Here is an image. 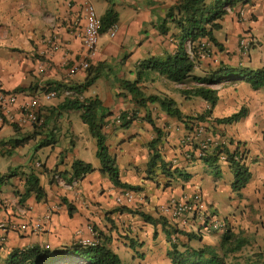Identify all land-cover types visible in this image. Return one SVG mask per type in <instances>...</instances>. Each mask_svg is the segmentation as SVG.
<instances>
[{
    "label": "crops",
    "instance_id": "1",
    "mask_svg": "<svg viewBox=\"0 0 264 264\" xmlns=\"http://www.w3.org/2000/svg\"><path fill=\"white\" fill-rule=\"evenodd\" d=\"M84 1L94 5L99 17L113 8L118 14L117 31L114 37L110 36V29L102 32L91 71L71 74L73 61L83 54L80 32L84 28L81 18ZM176 1L0 0V92L17 91L30 96L58 87L57 97L64 101L98 97L106 110V145L116 159L121 181L141 188L138 192L132 190L136 194L134 202L117 204L116 197L130 189L114 185L108 175L101 172L97 141L90 130L91 139L87 138V142L86 137H82V144L78 146L73 137L68 138L71 147H59L55 125L62 117L73 129L72 111L62 112L60 103L42 101L40 125L0 126V143L8 141L3 139L8 129L12 130L10 139L35 135V140L46 136L45 141H54L47 146L51 148L50 154L36 164L30 153L19 148L28 141L13 148L10 155L3 154L0 144V175L8 174L11 169L19 173L0 188V239L5 237V242H0V264H8L11 253L16 250L34 246L54 250L93 238L106 243L123 264L126 258L139 255L152 257L157 263L167 259L170 244L166 234L170 226L185 233L173 235L180 243L194 248L219 244L223 232L207 231L199 217L171 219L164 213L170 200L181 201L185 196L188 200L195 195L201 196L203 201L206 199L209 212L235 233L264 235V88L254 89L246 76L226 77L213 86L219 100L212 107L201 98H186L181 93V89L190 88L186 84L171 82L157 72L146 70L138 87L146 96L173 99L185 119L192 118L189 124L170 117L158 104L138 107L134 96L119 84L120 80L136 81V67L141 62L176 52L178 30L173 25L168 34H161L159 30ZM221 25L214 35L222 50L209 44L211 55L196 59L201 64L200 68L196 65L194 75L204 76L223 65L264 69V0L238 4L228 11ZM243 35L255 41L248 53L240 47ZM96 73L100 77L87 91L76 92L75 88L84 85L87 78ZM242 108L246 115L240 121L231 125L218 123L219 119L230 117ZM124 112L135 113L138 119L122 127L118 119ZM202 115L203 121L195 119ZM148 118L164 133L158 148L161 161L151 173L147 170L151 155L149 144L157 134ZM198 127L206 130V134L200 135L201 139L211 137L213 142L229 149L241 142L240 149L248 150L246 162L252 178L240 195L237 194L240 201L237 210L225 203V197L233 191L230 163L218 158L215 166H210L198 156L187 158L191 148L183 146L181 141ZM6 157L9 159L4 162ZM75 160L91 164L95 171L77 184L69 185L59 173L70 170ZM162 162L182 170L189 178L167 177L161 170ZM35 167L46 199L38 202L32 195L20 203L16 191H26L25 176ZM242 203L244 210L240 209ZM122 206L129 210L116 211ZM251 209L256 210V214L250 217ZM135 212L155 219L165 217L168 225L148 223ZM48 214H52V220L45 223Z\"/></svg>",
    "mask_w": 264,
    "mask_h": 264
},
{
    "label": "trees",
    "instance_id": "2",
    "mask_svg": "<svg viewBox=\"0 0 264 264\" xmlns=\"http://www.w3.org/2000/svg\"><path fill=\"white\" fill-rule=\"evenodd\" d=\"M247 0H177L168 10L166 19L159 26L161 34H168L171 30L170 25H173L177 30V50L175 53H170L164 57H151L141 62L136 67L137 80L130 82L127 80H120L119 84L127 93L133 95L138 107H146L148 103L158 104L159 107L166 112L170 117L176 118L184 123H189L192 119L184 117L177 103L167 97H159L157 95L146 96L145 93L138 87L142 74L146 70L157 72L159 75L166 77L169 81L177 84H193L192 87L181 89V93L186 98L198 97L206 101L210 106L214 107L218 103V93L213 86L219 83L222 79L229 76H246L254 89L264 88V69L249 70L230 68L227 66H220L211 69L208 74L204 76L194 75L196 68V59L200 57L201 44L205 40L208 44L222 50L221 43L216 39L214 32L221 29V20L228 13L229 10L234 9L238 4L245 3ZM102 24V32L108 31L113 26H116L118 21V14L113 8H109L104 16L100 17ZM205 49L208 55H211V46ZM92 70V66L89 71ZM99 73L94 76L90 75L85 84L75 88L76 92L82 94L87 91L99 78ZM56 91L58 87L54 88ZM17 92V91H15ZM64 111L81 110L82 121L88 125L91 135L96 139L98 151L97 157L101 162V172L107 174L114 185L122 188H129L135 192L141 190L139 186H131L122 183L120 178V170L118 168L116 159L109 153V148L106 145L107 137L104 133L106 110L98 97L86 98L84 100L73 99L65 100L64 104L60 106ZM129 113H122L120 118L122 127H128L133 121L138 119V116L131 113V119L127 120ZM246 115L245 108L239 112L219 119L218 123L231 125L240 121ZM195 119L203 121V115ZM188 120V121H187ZM148 122L152 124L157 137L153 139L149 146L151 150L150 160L148 162V172L151 173L157 166L158 161H161L159 153V144L164 136L163 131L156 127L153 120L148 118ZM14 127L16 125H13ZM35 138V135H30L25 138H14L6 142H1V147L4 148L3 154L9 155L13 148H17ZM53 139L42 143L44 146L53 144ZM241 142L237 143L234 149H229L226 145H219L214 150L202 157L201 159L206 165L215 166L220 155L225 154L227 161L230 163L231 171L234 175L232 182V189L235 193L240 195L242 190L250 183L252 173L250 167L246 162L247 149H240ZM196 149L197 146L193 145ZM161 170L167 177H182L188 179L189 175L182 173V170L167 165L164 162L161 164ZM95 169L89 163L81 160H75L72 163L71 169L60 172V178L67 184L72 185L74 181L81 180ZM18 172L0 175V188L11 177L17 176ZM26 191L20 193L16 191V195L20 199V203L27 200L30 196L35 195L38 202L46 199V192L41 185L39 175L31 172L25 176ZM129 210L126 207H120L116 211ZM134 212V211H130ZM140 215L146 222L155 224L161 222L162 225L167 226L165 217L159 219L153 218L151 215L135 212ZM167 231V241L170 244L168 257L172 264H263V259L260 255H256L255 260L250 259L245 263H238L232 261L227 262V258L240 252L243 247L248 244L245 237L235 233L232 229H227L223 237L217 245H205L200 248H194L188 243H180L173 239V235H184L176 227H171ZM192 237H190L191 240ZM73 259L80 260L84 264H123L119 255L113 251L103 241H97L96 244L84 246L81 243H73L59 249H48L41 246H34L26 250H16L10 255L8 264H75ZM85 261V262H84Z\"/></svg>",
    "mask_w": 264,
    "mask_h": 264
},
{
    "label": "built area",
    "instance_id": "3",
    "mask_svg": "<svg viewBox=\"0 0 264 264\" xmlns=\"http://www.w3.org/2000/svg\"><path fill=\"white\" fill-rule=\"evenodd\" d=\"M230 11V10H229ZM81 18L84 21V28L80 32L82 44H83V54L80 59H75L72 66L70 67L71 74H78L80 72L89 71L92 64L91 61L95 56L99 40L102 36V24L100 17L98 16L95 7L90 2H85L82 4ZM117 28L113 26L110 28V36L114 37L116 35ZM255 41L252 37L248 35H243L240 40V47L244 53H248L253 46ZM209 44L206 41H202L200 57H208L207 52H204L208 48ZM54 47L59 48L57 44ZM58 92L56 90H47L41 94H34L30 96H23L19 92H0V126L5 124L9 125H40L41 124V107L42 101H51L56 98ZM20 98H23L21 100ZM131 113L127 115V120L131 119ZM118 122L122 124L121 118ZM206 134V130L202 127L196 128V131L185 136L181 144L185 147H190V151L187 153V158H193L198 156L200 159L207 154L211 153L215 147L222 145L213 142L211 137H206L201 139L200 135ZM197 141V148L194 149ZM221 159L227 160L225 154L220 155ZM79 180L73 182L77 184ZM185 196L183 200L178 201L172 199L169 201L168 205L164 209V213L169 214L171 219H179L188 216L199 217L204 224L207 231H222L223 233L227 230V226L221 222L213 213H210L207 209L205 201L199 195H195L192 200H188ZM136 198L135 192L129 190L125 193H121L116 197V203L123 205L124 203H132ZM52 220V214L45 216L44 221L48 223ZM23 228V227H22ZM20 228V230H22ZM3 244L5 242V237L0 239ZM80 243L84 246H90L97 243L96 239H82ZM78 260V259H76ZM80 261V260H79ZM85 262V261H84ZM88 264V263H84Z\"/></svg>",
    "mask_w": 264,
    "mask_h": 264
},
{
    "label": "rangeland",
    "instance_id": "4",
    "mask_svg": "<svg viewBox=\"0 0 264 264\" xmlns=\"http://www.w3.org/2000/svg\"><path fill=\"white\" fill-rule=\"evenodd\" d=\"M97 12V11H96ZM201 63L200 62H196V65L199 66ZM200 68V66L198 67ZM201 71V69H200ZM193 84L189 83L186 84V87H192ZM54 103H60L61 105L64 104V100L59 99L58 97L53 98L51 100ZM60 105V106H61ZM61 109V108H60ZM62 110V109H61ZM72 111V112H71ZM71 114L70 117L73 121V129H71L70 125L65 121V119H63L62 117L58 118V122L55 125L56 126V135H55V139L58 142V146L61 148H66V147H71V142H70V138L74 137V140L76 141V143H78L77 145H81L83 138L82 137H86L85 138V142H87V138L91 139V135L89 133V128L86 124L83 123L81 115H82V111L81 110H71ZM62 112H65L64 110H62ZM64 114V113H63ZM52 129V128H51ZM11 133L12 130L8 129L4 132L3 134V139L6 141L10 139L11 137ZM27 136H21L20 138H25ZM44 137H40L38 139H30L27 143L26 146H21L19 148L21 149H25V152L30 153L31 155V159L32 162H34V164H36L37 162L40 161H44L46 159V157L50 154L51 148L42 145V143L45 142ZM69 138V139H68ZM5 151V150H4ZM10 155V154H9ZM67 155V154H64ZM9 158L6 157L3 161L6 162V160H8ZM12 163V162H11ZM12 166L15 168L14 164L12 163ZM16 169H11L8 174L10 175L11 173H13ZM35 174H38V169L35 167L34 171ZM19 175V173L17 174V176ZM11 177L9 180L6 181V183L3 185L4 187L8 185V182L15 178ZM2 187V186H1ZM205 202L206 199H205ZM225 203L229 204L230 208L232 209H238L239 205H240V201L238 199V195L237 193H234L232 191V193L230 195H227L225 197ZM208 204V203H207ZM209 204H212L209 202ZM241 210H244V204L242 203V205L240 206ZM240 211V210H238ZM240 213V212H238ZM256 214V210L251 209V215H255ZM94 233H96L95 230H93ZM222 233V231H219ZM223 234V233H222ZM240 234L242 237H245L248 241V244L243 247V249L236 253L235 255H231L227 258V262L231 263L232 261L234 262H238V263H245L247 261H249L250 259H257L256 255H260V257L263 259V264H264V235H252L251 233L245 234V233H237ZM221 236V234H219ZM79 243V242H78ZM48 249L52 250V247H49ZM130 256H132V253L130 254ZM167 258V259H166ZM165 259L166 260H160L157 261V263L152 261V257L150 258H146L144 255H140L138 257H134V258H126L125 259V264H172L171 260L169 259V257L167 256ZM73 262L75 264H82L80 263L79 260L73 259Z\"/></svg>",
    "mask_w": 264,
    "mask_h": 264
}]
</instances>
